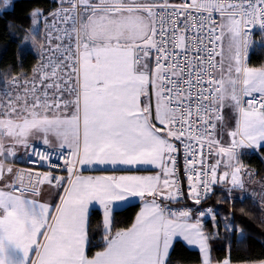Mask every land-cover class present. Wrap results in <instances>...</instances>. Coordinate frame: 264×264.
I'll return each instance as SVG.
<instances>
[{
    "label": "snow or ice",
    "instance_id": "6c2138e0",
    "mask_svg": "<svg viewBox=\"0 0 264 264\" xmlns=\"http://www.w3.org/2000/svg\"><path fill=\"white\" fill-rule=\"evenodd\" d=\"M28 19L38 64L0 81V157L21 145L49 170L0 163V264H170L177 238L199 264H232L212 241L244 230L204 205L217 187L243 192L241 150H264V66L246 62L264 0H58Z\"/></svg>",
    "mask_w": 264,
    "mask_h": 264
},
{
    "label": "trees",
    "instance_id": "16d2710c",
    "mask_svg": "<svg viewBox=\"0 0 264 264\" xmlns=\"http://www.w3.org/2000/svg\"><path fill=\"white\" fill-rule=\"evenodd\" d=\"M54 7V0H15V9L0 15V81L10 80L25 73L31 75L33 68L38 64V55L23 42L24 36L31 29L29 13L35 9L52 11ZM246 62L252 67L264 66V36L260 32L254 34ZM242 153V164L252 169L256 176L263 175L264 182V150H243ZM231 197L224 189L217 187L206 205L214 209L221 225L224 223L222 217L230 212L234 214L233 223L244 230L247 238L241 242L237 233L226 232L221 227L218 238L212 241V255L214 259L230 256L232 263H247L264 256V211H261L259 200L249 195L244 196L243 200L236 195ZM138 207V203L124 207L116 216V227L130 226ZM101 220L102 212H94L90 227L93 245H99L102 239ZM204 223L206 229L211 228L210 218H204ZM97 250V247L91 248L92 253ZM169 259L170 264H199L200 253L176 240Z\"/></svg>",
    "mask_w": 264,
    "mask_h": 264
},
{
    "label": "rangeland",
    "instance_id": "374dc122",
    "mask_svg": "<svg viewBox=\"0 0 264 264\" xmlns=\"http://www.w3.org/2000/svg\"><path fill=\"white\" fill-rule=\"evenodd\" d=\"M23 42L35 54H37V52H36L37 42L34 41V39H33L32 28L24 36ZM251 46H252V44H251ZM250 49H251V47H250ZM243 150L258 151V150H253V149H242L241 151H243ZM263 162H264V159H263ZM247 170H249L251 172V174H250V176H246L245 174L242 176V180H243L244 185H245V190L243 192H241L239 190L233 191L231 193V195H236V196L240 197L241 195L247 196V195L252 194L253 196H255L256 200L260 201L261 197L264 196V182L262 181L263 175L256 176V173L252 169L247 168L246 166H244V172L247 171ZM222 189H224V188H222ZM226 193H228V192L226 191ZM205 218H208V217H205Z\"/></svg>",
    "mask_w": 264,
    "mask_h": 264
},
{
    "label": "crops",
    "instance_id": "0c3cea01",
    "mask_svg": "<svg viewBox=\"0 0 264 264\" xmlns=\"http://www.w3.org/2000/svg\"><path fill=\"white\" fill-rule=\"evenodd\" d=\"M225 111L227 112V109H225ZM34 141L30 140L29 143H33ZM54 147V145H53ZM30 148H25L24 146L21 145H17L15 148V151L17 153V156L15 158L13 157H8L7 159H4L2 157H0V163L3 164V166L5 168L7 167H13L15 168L18 164H20L21 162L24 161V158L26 156V154L28 153ZM15 161V162H14ZM86 175H125V174H143V175H148V174H152L151 172H141V173H128V172H121V171H107V172H101V171H87L85 172ZM47 198V197H46ZM134 203H138L137 201L133 200L131 204ZM139 204V203H138ZM127 205H124V207H126ZM123 207V208H124ZM141 205L139 204V207L137 209L136 214L139 212ZM102 212V210H100ZM135 214V215H136ZM135 218V217H134ZM134 220V219H133ZM177 240L182 241L187 247L191 248V249H196L198 250V248L196 246H189L186 244V242H184L182 240V238H177ZM199 251V250H198ZM232 264H247V263H232Z\"/></svg>",
    "mask_w": 264,
    "mask_h": 264
},
{
    "label": "built area",
    "instance_id": "2783aa9c",
    "mask_svg": "<svg viewBox=\"0 0 264 264\" xmlns=\"http://www.w3.org/2000/svg\"><path fill=\"white\" fill-rule=\"evenodd\" d=\"M55 2V7L52 9V10H55L56 7H57V3H58V0H54ZM256 32H259L258 29H253V35H252V41H253V38H254V34ZM251 47V45H250ZM250 50V49H249ZM248 55V54H247ZM31 151V148L29 149L28 152ZM15 168H22V169H32L33 171H36V172H44V171H48L49 168L47 167L46 164H43V163H40V164H31L29 161H28V156L26 154L25 158H24V161L20 164H18ZM64 173L61 172L60 170H55L54 171V175H63ZM251 172L249 170L245 171V175L246 176H250ZM185 192H186V184H185ZM250 197H252L253 199H255V196H253L252 194L249 195ZM191 204V201H182L181 204L179 205H174V207H182L184 204ZM209 205H204V207H208Z\"/></svg>",
    "mask_w": 264,
    "mask_h": 264
}]
</instances>
